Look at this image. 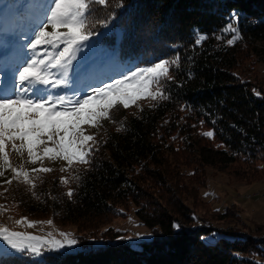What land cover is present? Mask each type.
I'll return each instance as SVG.
<instances>
[{"label": "trees", "instance_id": "16d2710c", "mask_svg": "<svg viewBox=\"0 0 264 264\" xmlns=\"http://www.w3.org/2000/svg\"><path fill=\"white\" fill-rule=\"evenodd\" d=\"M92 7L94 35L106 26L112 30L99 40L102 47L137 65L179 56L169 73L174 79L164 82L165 99L107 124L88 165H76L67 176L59 169L43 173L35 189L17 181L4 187L1 199L23 214L84 227L88 233L78 236L83 249L44 260L0 254V264H258L252 257L264 251L256 239L195 225L200 219L179 197L183 178L192 187L198 181L195 172L186 177L181 169L188 160L218 168L239 160L264 163V90L239 70L246 50L264 56L258 45L264 41V0H107ZM233 11L240 13L238 22L230 20ZM230 22L240 38L219 45L217 35ZM197 34L208 38L196 45ZM208 131L214 136L203 135ZM129 203L153 240L137 249L116 241L121 234L110 228L109 242L92 246L94 226Z\"/></svg>", "mask_w": 264, "mask_h": 264}, {"label": "snow or ice", "instance_id": "6c2138e0", "mask_svg": "<svg viewBox=\"0 0 264 264\" xmlns=\"http://www.w3.org/2000/svg\"><path fill=\"white\" fill-rule=\"evenodd\" d=\"M93 3L105 5L107 0H48L45 6L48 14L44 16L47 22L41 21L38 31L33 33L34 38L27 44L32 50L31 59L25 61L21 57L17 61L24 65L18 68L19 84L0 91V176H4V169L13 173L12 178L5 181L7 184L15 180L35 189V181L41 174L53 171L43 166L45 160L66 162L60 169L62 172L71 171L76 165H88L97 144L96 136L89 134L88 128H100L104 120L114 121L113 112L119 107L127 109L139 106L138 101L143 99L166 98L163 85L174 79L169 73L173 65H179V56L175 60H159L151 66L129 70L102 87L87 86L83 90L76 87L71 95L51 93L53 89L67 90L73 61L94 35L89 25ZM239 16V12L233 11L230 20L238 22ZM222 31L234 33L227 41L229 45L240 38L232 22ZM207 38L205 34H197L194 43L200 45ZM12 71L16 72L17 68L13 67ZM203 135L213 137L214 131ZM9 144L21 157L26 153L28 163H39L41 167L29 170L23 164L13 166L6 150ZM60 181L69 183L67 177H61ZM67 195L72 197L73 189L69 188ZM25 221L28 227L38 223L27 221V218L16 223ZM46 223L51 225L53 221ZM174 226L180 227L179 224ZM60 236L62 239L52 233L37 236L0 226V240L12 250L31 257L78 244L70 233L61 232Z\"/></svg>", "mask_w": 264, "mask_h": 264}, {"label": "rangeland", "instance_id": "374dc122", "mask_svg": "<svg viewBox=\"0 0 264 264\" xmlns=\"http://www.w3.org/2000/svg\"><path fill=\"white\" fill-rule=\"evenodd\" d=\"M47 3L48 0H0V91L19 84L18 68L24 65L23 63L18 64L17 61L21 57L25 61L31 59L32 50L27 48V44L34 38L33 33L38 31L41 21L47 22L44 20V16L48 14L45 11ZM48 30L51 31V27ZM222 30L218 33L217 40L219 45L225 46L233 33ZM111 31V28L106 26L100 33L92 35L89 41L85 42L77 53V59L73 61L74 68L69 72L70 83L67 90L53 89L51 90L53 95H71V90L76 87H80L81 90L87 86L102 87L104 83L119 79L120 74H127L129 70L151 66L137 65V59L121 60L117 49L110 50L102 47L99 40L105 33ZM114 32L120 36L121 29L117 28ZM258 45L261 48L264 46V41L259 42ZM243 56L245 59L239 70H242L245 76L255 79L264 90V56L248 50ZM13 67L17 68L16 72L12 71ZM153 102L143 99L138 101L139 106L132 105L127 109L119 107L113 112L114 120L123 112L125 114L136 113ZM111 122L104 120L100 128H88V132L94 134L97 139L101 130ZM6 150L10 153V162L13 166L18 167L23 164L29 170L33 167H41L39 163L35 165L28 163L26 153L21 157L11 149L10 144ZM43 166L60 170L66 166V162L45 160ZM181 169L186 177L195 172L198 180L196 184H193L194 189H192L191 182L183 178L185 188L180 192L179 197L183 205L200 219L199 223H194L195 225L214 226L224 230L232 229L237 233L252 236L258 243L257 238L264 236V163L257 162L255 165H250L239 160L226 168H218L201 166L197 162L188 160ZM3 171L4 176H0V206H2L0 207V226H6L11 231L27 232L37 236H47L48 233H52L57 239H62L61 232L70 233L77 240L80 234L88 233L82 226L61 223L52 216L34 217L23 214L15 203L3 201L1 194L6 191L5 181L13 176L10 169ZM66 174L65 171L64 175L67 176ZM136 210V206L129 203L120 208L119 215L110 216L104 222L95 225L91 230L92 246L108 243L107 236L110 232L107 231L110 228L121 234L116 241L128 242L134 248L140 249L143 242H151L153 236L150 230L141 223ZM22 218L38 223L33 227H28L26 221L17 224L16 221ZM49 220L53 221L51 225L46 223ZM81 249L83 248L78 242L75 246L45 252L41 257L32 258L44 260L48 255L77 252ZM8 253L26 255L12 250L0 240V254ZM252 259L258 264L264 263V256H254Z\"/></svg>", "mask_w": 264, "mask_h": 264}, {"label": "bare ground", "instance_id": "6f19581e", "mask_svg": "<svg viewBox=\"0 0 264 264\" xmlns=\"http://www.w3.org/2000/svg\"><path fill=\"white\" fill-rule=\"evenodd\" d=\"M260 248L264 251V236L257 238Z\"/></svg>", "mask_w": 264, "mask_h": 264}]
</instances>
